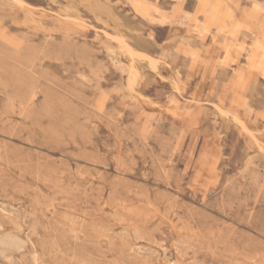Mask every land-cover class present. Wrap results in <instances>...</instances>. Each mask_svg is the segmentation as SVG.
Instances as JSON below:
<instances>
[{
  "label": "rangeland",
  "instance_id": "rangeland-1",
  "mask_svg": "<svg viewBox=\"0 0 264 264\" xmlns=\"http://www.w3.org/2000/svg\"><path fill=\"white\" fill-rule=\"evenodd\" d=\"M0 240L264 264V0H0Z\"/></svg>",
  "mask_w": 264,
  "mask_h": 264
},
{
  "label": "bare ground",
  "instance_id": "bare-ground-1",
  "mask_svg": "<svg viewBox=\"0 0 264 264\" xmlns=\"http://www.w3.org/2000/svg\"><path fill=\"white\" fill-rule=\"evenodd\" d=\"M19 2H20V0H19ZM28 5V4H27ZM253 5V4H252ZM258 6V5H257ZM76 20V19H75ZM108 36V35H107ZM111 36H113V35H111ZM115 37V36H114ZM112 38V37H111ZM116 40H117V38H116ZM124 46V45H123ZM129 52V51H128ZM133 69V68H132ZM135 70V69H134ZM133 71V70H132ZM129 73V72H128ZM134 75H137V74H134ZM8 236V235H7ZM6 239V238H5ZM14 239H15V237H14ZM7 240H10V239H7ZM1 241V240H0ZM14 241V240H13ZM2 242V241H1ZM3 242H5V241H3ZM7 242H9V241H7ZM6 242V243H7ZM15 243V241L13 242V244ZM9 244H11V243H9ZM12 244V245H13ZM8 246H11V245H8ZM15 246V245H14ZM3 247V246H2ZM17 247H18V245H17ZM11 249H12V246H11ZM16 251H18V250H16ZM2 252V251H1ZM20 256V255H19Z\"/></svg>",
  "mask_w": 264,
  "mask_h": 264
}]
</instances>
